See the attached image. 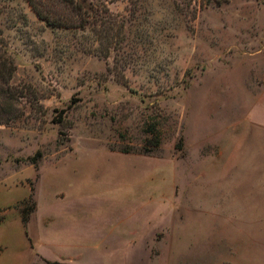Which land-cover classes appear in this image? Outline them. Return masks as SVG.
I'll use <instances>...</instances> for the list:
<instances>
[{"label":"rangeland","instance_id":"1","mask_svg":"<svg viewBox=\"0 0 264 264\" xmlns=\"http://www.w3.org/2000/svg\"><path fill=\"white\" fill-rule=\"evenodd\" d=\"M39 1L0 0V264H264V0Z\"/></svg>","mask_w":264,"mask_h":264},{"label":"trees","instance_id":"2","mask_svg":"<svg viewBox=\"0 0 264 264\" xmlns=\"http://www.w3.org/2000/svg\"><path fill=\"white\" fill-rule=\"evenodd\" d=\"M29 2V4L31 5V7L34 9V11L37 13V15L41 18V19H45L47 20L49 23L53 24V25H62L61 23L59 24L58 22H56L55 20H52V16H50L49 14L51 12H48L46 10L47 5L44 2H40L39 0H27ZM63 4H68L73 6L76 2V0H58ZM47 11V12H46ZM54 19V18H53ZM158 140H159V136L157 135Z\"/></svg>","mask_w":264,"mask_h":264}]
</instances>
